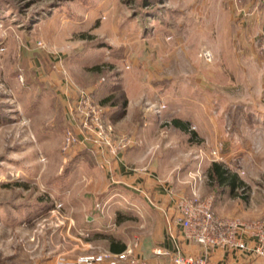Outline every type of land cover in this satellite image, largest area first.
Returning <instances> with one entry per match:
<instances>
[{
	"label": "rangeland",
	"instance_id": "374dc122",
	"mask_svg": "<svg viewBox=\"0 0 264 264\" xmlns=\"http://www.w3.org/2000/svg\"><path fill=\"white\" fill-rule=\"evenodd\" d=\"M86 91L103 109L91 115L100 141L84 123ZM143 112L167 132L194 116L190 142L164 157L197 164L200 193L244 205L239 219L264 220V0H0V264L104 250L86 240L95 203L108 226L94 234L131 246L145 235L142 216L91 198L86 183L87 154L118 156L108 144L131 140ZM68 129L77 141L65 148ZM215 161L244 184L214 183Z\"/></svg>",
	"mask_w": 264,
	"mask_h": 264
},
{
	"label": "crops",
	"instance_id": "0c3cea01",
	"mask_svg": "<svg viewBox=\"0 0 264 264\" xmlns=\"http://www.w3.org/2000/svg\"><path fill=\"white\" fill-rule=\"evenodd\" d=\"M123 87H125V84ZM103 88H105L104 91L109 92L114 91L115 87L103 86ZM131 108L132 103L130 101L128 113ZM116 113L117 111L112 110L110 116L114 117ZM152 116L153 114L149 112H143L139 117V124L126 130L130 135L132 134L131 143L118 156L101 150H92V153L87 154L86 161L90 169L87 172L86 183L88 184L87 189L91 191V198L96 199L102 195V198L104 197V200H106L113 195L114 199H118L117 201L122 205H118L117 209H123L125 213L143 217L145 223L141 224L146 227V232L139 241L133 244L136 255L145 258L150 264H175L169 253L181 252L183 254L200 255L204 251L200 244L185 238L176 219L177 211L175 207L176 196L191 194L194 186H196L193 183V178H189L191 176L188 175V170L192 167L196 168L198 165L193 163L186 170H177L176 166L172 168V160L165 158L163 152L178 148L184 142L189 143L188 128L184 129L174 123L172 130H169V132L165 129L160 130L156 117L153 118ZM193 118L194 116L179 114L176 115L175 119L187 125L184 119ZM163 133L166 136L175 135L180 138H161L160 136ZM186 137L187 141H185ZM159 141H162L160 148L158 147ZM190 173L194 174V171ZM201 195L202 197L208 196L204 192ZM226 199L225 194L215 197L214 210L216 214L221 217L242 218L241 211L244 205L237 204L238 206L235 207L234 203H230L229 206L225 204V207H222L224 201H227ZM107 209L109 212L111 207ZM95 210L98 212L96 216H87L88 227L92 228V236L86 239L87 242H91L92 246L97 245L96 241L99 239L105 240V244L103 243L105 248L102 249L111 250L113 253L119 252L112 248L111 238L103 237L99 233L94 234L97 233L96 231L108 226L106 217L102 219L101 216L104 211L100 207L98 208L96 203ZM248 240L251 241L250 238ZM114 241L115 243L118 242V240ZM121 243L126 244L125 249L131 246L124 241ZM91 252H96V250ZM78 255L80 254H74L71 249H65L57 254L45 257L38 264H76ZM119 263L118 260L112 258L95 264ZM209 264H264V257L240 249L214 248L209 254Z\"/></svg>",
	"mask_w": 264,
	"mask_h": 264
},
{
	"label": "built area",
	"instance_id": "2783aa9c",
	"mask_svg": "<svg viewBox=\"0 0 264 264\" xmlns=\"http://www.w3.org/2000/svg\"><path fill=\"white\" fill-rule=\"evenodd\" d=\"M203 56L210 60L212 52L203 50ZM87 98L83 106L85 114L84 123L89 129H96V137L93 141H100L104 129L91 118L100 121L103 109L96 106L90 99L91 92H84ZM88 108V109H87ZM93 112V113H91ZM91 119L96 125L92 126L87 121ZM77 141L70 129L67 130L65 148ZM131 140H123L117 145L108 144L114 152L122 151L130 144ZM195 180L197 177H194ZM198 178H202L201 175ZM196 185V182H194ZM197 186V185H196ZM194 186L191 194H179L175 198L177 222L180 225L186 239L200 244L204 251L200 255L183 254L181 252L169 253L175 264H209V254L214 248L227 250H243L256 256L264 257V220L244 221L239 218H226L216 214L214 210V195L202 197L199 188ZM251 239V241L248 240ZM116 259L119 264H150L145 258L134 252L133 246H128L121 252L113 253L111 250H102L95 253L80 255L76 258V264H95L105 259Z\"/></svg>",
	"mask_w": 264,
	"mask_h": 264
},
{
	"label": "trees",
	"instance_id": "16d2710c",
	"mask_svg": "<svg viewBox=\"0 0 264 264\" xmlns=\"http://www.w3.org/2000/svg\"><path fill=\"white\" fill-rule=\"evenodd\" d=\"M113 95L114 94L104 98L102 103L105 104L109 102L110 100H112ZM125 104H126V101L124 102V105ZM174 123L184 129L188 128L187 125L180 123L177 119L174 120ZM208 173L210 177L213 179V182L215 181L214 183H218L219 185L228 186L232 193L236 190L237 187H239V185L244 184L243 180H241L240 177L236 173H232L221 162L215 161L209 168ZM125 247H126L125 243H121L120 241L115 243V241L112 240V248L114 250L121 252L123 249H125Z\"/></svg>",
	"mask_w": 264,
	"mask_h": 264
}]
</instances>
